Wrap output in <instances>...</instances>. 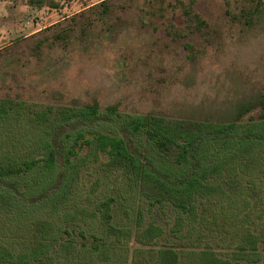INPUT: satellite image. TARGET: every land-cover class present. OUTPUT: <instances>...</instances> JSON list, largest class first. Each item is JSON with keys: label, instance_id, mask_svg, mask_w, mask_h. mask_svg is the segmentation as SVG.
I'll return each mask as SVG.
<instances>
[{"label": "trees", "instance_id": "obj_1", "mask_svg": "<svg viewBox=\"0 0 264 264\" xmlns=\"http://www.w3.org/2000/svg\"><path fill=\"white\" fill-rule=\"evenodd\" d=\"M4 100L1 129L23 133L1 136L0 212L36 214L30 241L0 243V264H128L129 241V264H264V94L222 120L122 115L96 101L15 120ZM100 156L147 202L146 222L142 209L118 222L115 197L92 200L96 187L78 202L82 166Z\"/></svg>", "mask_w": 264, "mask_h": 264}, {"label": "rangeland", "instance_id": "obj_2", "mask_svg": "<svg viewBox=\"0 0 264 264\" xmlns=\"http://www.w3.org/2000/svg\"><path fill=\"white\" fill-rule=\"evenodd\" d=\"M263 94L264 0H0V99L14 101L15 120L93 101L122 115L222 120ZM19 133L0 127V148L10 147L1 136ZM106 159L83 164L78 202L96 187L92 200L115 197L118 222L134 224L139 209L146 222L147 202ZM20 206V216L0 212V243L12 249L31 240L36 214ZM127 247L129 264L137 244Z\"/></svg>", "mask_w": 264, "mask_h": 264}]
</instances>
